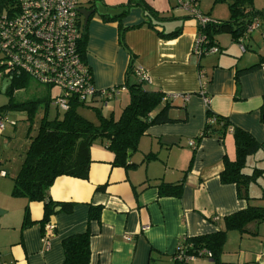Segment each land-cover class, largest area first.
Returning <instances> with one entry per match:
<instances>
[{
    "label": "crops",
    "instance_id": "obj_1",
    "mask_svg": "<svg viewBox=\"0 0 264 264\" xmlns=\"http://www.w3.org/2000/svg\"><path fill=\"white\" fill-rule=\"evenodd\" d=\"M129 1L78 0L82 8L94 5V12L82 25L86 26L84 62L92 72L94 87H118V95L104 102L101 112L105 108L115 115L114 106L122 91L128 101L123 82L131 62L146 73L145 87L169 97L174 106L170 117L177 121L149 127L127 167L112 165L114 154L104 142L95 141L89 148L87 178L60 175L50 186L52 200L72 203L73 207L70 212L50 216L54 228L45 240L38 223L42 202L27 203L12 197V182L0 167V259L5 264H61L62 240L86 230L90 233L88 264H174L173 254L183 236L223 229V217L264 197L251 193L249 201L240 199L235 184L220 181L223 157L234 156L231 129L222 138L211 136L196 142L208 106L264 144L260 113L264 67L241 75L238 86L234 82L236 70L264 56V20L244 40V51L234 40L228 48L222 47L215 36L219 52L198 56L193 52L196 21L176 9L175 0ZM140 3L156 12L158 18L146 16ZM202 3L201 11L210 17V3ZM124 10L121 33L117 20L102 18ZM256 10L264 12V0ZM80 21L83 24L82 15ZM201 82H205L203 88ZM204 96L209 100L207 106ZM180 181L179 197L159 194L160 183ZM25 205L33 223L21 227ZM89 205L101 206L99 220L88 221ZM220 259L222 264H264V221L249 223L244 233L229 231ZM188 264L214 262L200 257Z\"/></svg>",
    "mask_w": 264,
    "mask_h": 264
},
{
    "label": "trees",
    "instance_id": "obj_2",
    "mask_svg": "<svg viewBox=\"0 0 264 264\" xmlns=\"http://www.w3.org/2000/svg\"><path fill=\"white\" fill-rule=\"evenodd\" d=\"M17 1L0 0V16L15 15L19 11ZM140 5L143 7L146 16L158 18L156 12L145 3H140ZM228 6L230 18L227 21L215 20L216 22H209L203 27L197 26L198 33L203 34L207 40L206 45L214 43L216 34L221 31L228 32L232 40L236 41L245 26L255 17L261 21L264 20V12L256 10L252 6L251 0H233ZM82 7L78 3V8ZM93 8L94 5L92 4L88 6V9ZM125 13L126 10L113 17L102 16V18L104 20H117L121 33L124 28L121 26L120 17ZM78 15L80 27L78 50L84 61L86 26H82L81 15L79 13ZM149 22L147 23L153 27L154 24ZM177 32L178 30L172 34L175 35ZM120 43H122L121 37ZM261 66H264V56H260L257 63L236 70L234 74L235 85H239L241 75L259 69ZM132 75L135 76V79L130 78ZM31 80L34 79L25 72L21 71L17 75L14 74L5 91L8 101L0 106V111L25 112L26 120L30 122L25 136L27 147L22 153L19 169L12 178L11 196L23 198L27 203L42 202L43 214L38 223L43 230L44 225L49 223L50 216L58 212H70L73 207L72 203L54 201L50 198L48 191L54 179L60 175L86 179L90 164L89 148L95 141L104 142L105 147L114 154L112 165L127 167L131 164L129 159L131 154L137 150L140 137L149 127L177 121L170 117V111L174 106L169 97L158 89L145 87V80L137 77L135 67L131 62L126 69L123 82L128 90V101L118 116L113 113L107 116L102 114L101 106L108 99L101 95V90L95 89L86 100H80L77 95L70 97L68 109L62 111L60 117L55 115L52 119H48V106L54 98V95L52 96L48 90L44 96L38 98L19 101L15 97L16 93L24 90ZM43 86L52 89L46 85ZM114 88L118 90L117 86ZM40 106L43 107L42 117L36 134L31 136V124ZM80 107L93 108L97 115V122L93 123L84 118L78 112ZM260 113L261 119L264 120V102L260 107ZM0 116H6V113H0ZM228 129L232 131L234 156L233 158L223 157V169L219 178L222 183L235 184L238 197L249 201L253 198L249 194V187L256 182L259 175L264 174V168L251 167L248 161L259 150H264V144L257 142L249 132L238 126H232L228 118L213 113L208 106L206 107V120L201 132L196 137V142L211 136L222 138ZM158 187L159 194L164 196L179 197L182 192L181 181L177 183L162 182ZM100 212L101 206L89 205L88 221L99 220ZM261 221H264V208L248 205L244 209L223 217V229L196 236H183L173 254L174 264H188V262L200 257L212 259L214 264H222L220 257L227 239V233L234 230L244 233L249 223ZM32 223L28 207L25 205L21 227H27ZM89 239L88 230L64 238L62 240L63 260L61 264H88L90 257ZM178 248L183 251L182 258L177 256ZM189 257L193 259L187 260Z\"/></svg>",
    "mask_w": 264,
    "mask_h": 264
},
{
    "label": "built area",
    "instance_id": "obj_3",
    "mask_svg": "<svg viewBox=\"0 0 264 264\" xmlns=\"http://www.w3.org/2000/svg\"><path fill=\"white\" fill-rule=\"evenodd\" d=\"M206 0H175V8L192 17L197 26L203 27L209 22H216L203 13L199 5ZM19 11L12 16H0V72L1 78L11 81L14 74L25 72L37 83L59 88L52 104L59 110L68 109L69 98L77 95L86 100L94 88L89 66L82 60L78 50L80 27L78 23V0H18ZM261 20L254 18L244 28L235 41L244 51V40L260 27ZM205 36L198 33L194 41L193 52L198 56L217 53L216 43L206 45ZM264 67V66H262ZM137 77L147 80L146 73L135 68ZM203 88L205 82H201ZM114 87L101 90V95L110 100L117 96ZM208 98L204 102L208 105ZM6 116H0V133L5 129ZM14 125V121L12 122ZM194 145V142H190ZM54 226L44 225V240ZM182 258V250H177ZM193 259L192 257L187 260ZM0 264H5L0 259Z\"/></svg>",
    "mask_w": 264,
    "mask_h": 264
},
{
    "label": "rangeland",
    "instance_id": "obj_4",
    "mask_svg": "<svg viewBox=\"0 0 264 264\" xmlns=\"http://www.w3.org/2000/svg\"><path fill=\"white\" fill-rule=\"evenodd\" d=\"M212 1V0H211ZM206 1L202 4L207 6L210 2ZM233 0H215L213 3H210V7H208V11L210 13L211 19L219 20V21H227L230 18L229 11V3ZM252 6L255 9H260L262 0H251ZM210 8V9H209ZM220 44L224 48H228L231 44V35L226 31H221L216 34ZM233 43V42H232ZM235 44V43H234ZM233 44V45H234ZM229 45V46H228ZM2 57L0 53V58ZM3 71V68L0 66V72ZM49 91L51 95H56L59 91V88L54 87L52 89H47V87L43 85H39L34 80H31L29 85L24 89L20 90L16 93L15 97L19 101H23L31 98L42 97L46 94V91ZM118 95V94H117ZM8 101L7 95L1 92V76H0V106L6 104ZM127 101V95L124 91L121 92L117 103H115V116H118L122 106ZM102 108V107H101ZM78 112L87 120L96 123L97 115L93 108L91 107H80ZM1 114L6 113V127L0 135V167L3 168L4 171H7L6 178L9 182H12L11 178L15 175L17 169H19L21 163V154L24 153L27 147V140L25 138L26 133L28 131L30 122L26 120L25 112L22 111H6L1 112ZM43 107L40 106L36 112L33 123L31 124L30 135L34 136L37 132V128L39 125L40 118L42 117ZM102 113L107 115V110L102 109ZM55 115L59 117L62 115L61 111L51 103L48 106L47 110V118L52 119ZM16 124L13 126L12 122ZM255 164L260 168H264V151H258L253 155V157L249 158L248 164ZM253 166V165H252ZM3 176V175H2ZM251 193L256 195H264V174H261L256 179L255 183H252L249 187V194ZM255 206H260L264 208V197L256 200H252ZM237 232V231H235Z\"/></svg>",
    "mask_w": 264,
    "mask_h": 264
},
{
    "label": "water",
    "instance_id": "obj_5",
    "mask_svg": "<svg viewBox=\"0 0 264 264\" xmlns=\"http://www.w3.org/2000/svg\"><path fill=\"white\" fill-rule=\"evenodd\" d=\"M78 12L83 17V25L87 23L89 16L94 12V9L78 8ZM10 84V80L3 78L1 80V92L5 93L7 86ZM80 141V140H79Z\"/></svg>",
    "mask_w": 264,
    "mask_h": 264
}]
</instances>
